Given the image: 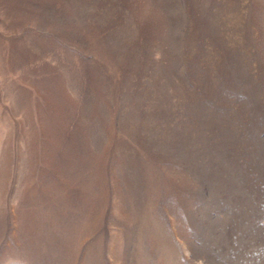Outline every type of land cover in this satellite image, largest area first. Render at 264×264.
Listing matches in <instances>:
<instances>
[{
    "label": "rangeland",
    "instance_id": "374dc122",
    "mask_svg": "<svg viewBox=\"0 0 264 264\" xmlns=\"http://www.w3.org/2000/svg\"><path fill=\"white\" fill-rule=\"evenodd\" d=\"M0 264H264V0H0Z\"/></svg>",
    "mask_w": 264,
    "mask_h": 264
}]
</instances>
